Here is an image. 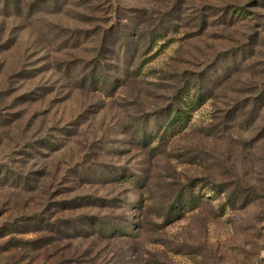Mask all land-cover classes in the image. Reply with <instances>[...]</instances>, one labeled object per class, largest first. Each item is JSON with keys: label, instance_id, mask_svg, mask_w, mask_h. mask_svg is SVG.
Instances as JSON below:
<instances>
[{"label": "rangeland", "instance_id": "374dc122", "mask_svg": "<svg viewBox=\"0 0 264 264\" xmlns=\"http://www.w3.org/2000/svg\"><path fill=\"white\" fill-rule=\"evenodd\" d=\"M0 230V264H264V0H0Z\"/></svg>", "mask_w": 264, "mask_h": 264}, {"label": "trees", "instance_id": "16d2710c", "mask_svg": "<svg viewBox=\"0 0 264 264\" xmlns=\"http://www.w3.org/2000/svg\"><path fill=\"white\" fill-rule=\"evenodd\" d=\"M197 100V102L200 103V99L199 97L198 98H195ZM183 111H180L178 109H175L174 112H173V119H171V122L169 124H167V128H169L171 125L172 126H175L176 124H178L179 122L182 121V118H183V115H182ZM189 203H191V200L189 201ZM2 231L0 230V234Z\"/></svg>", "mask_w": 264, "mask_h": 264}]
</instances>
